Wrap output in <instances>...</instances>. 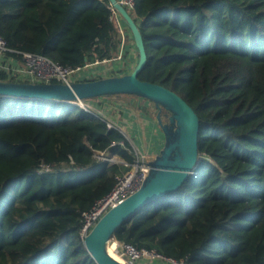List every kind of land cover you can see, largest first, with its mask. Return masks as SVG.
I'll use <instances>...</instances> for the list:
<instances>
[{"label":"trees","instance_id":"16d2710c","mask_svg":"<svg viewBox=\"0 0 264 264\" xmlns=\"http://www.w3.org/2000/svg\"><path fill=\"white\" fill-rule=\"evenodd\" d=\"M133 1L147 56L137 77L191 106L201 158L177 191L141 208L112 240L185 264H264V0ZM109 5L0 0V38L15 57L72 68L112 60L121 36ZM0 80L15 81L3 71ZM121 97L135 98H110ZM40 130L43 153L33 141ZM101 154L135 160L120 129L78 104L0 96V264H96L79 234L82 213L127 170Z\"/></svg>","mask_w":264,"mask_h":264},{"label":"water","instance_id":"95a60500","mask_svg":"<svg viewBox=\"0 0 264 264\" xmlns=\"http://www.w3.org/2000/svg\"><path fill=\"white\" fill-rule=\"evenodd\" d=\"M108 1L129 29L137 49L138 61L131 72L70 84L0 80V96L74 103L127 95L146 99L154 105L164 144L159 153L147 162L149 171L146 179L139 190L108 210L83 238L84 246L96 264H124L108 253L114 232L144 206L177 191L194 172L201 158L198 153L199 118L177 93L138 79V73L147 60L142 35L119 0ZM163 110L166 112L164 117L161 115Z\"/></svg>","mask_w":264,"mask_h":264},{"label":"built area","instance_id":"2783aa9c","mask_svg":"<svg viewBox=\"0 0 264 264\" xmlns=\"http://www.w3.org/2000/svg\"><path fill=\"white\" fill-rule=\"evenodd\" d=\"M119 4H121L128 12L134 8L133 0H119ZM109 9L111 12L109 19L115 30L121 36L119 53L114 59L95 61L94 63L86 64L82 67L72 68L53 62L40 55L30 53H20L19 57L9 55L10 50L6 47L5 42L0 38V71L5 72L8 79H14L18 82H56L70 84L81 81V78L83 77L95 75L93 73L97 71L95 70V67L98 65H102L103 69L108 66L113 69L114 65H111V61L116 63L115 71L127 68V64L128 67H130V57H126L124 60L123 54L127 45H131V39L126 32L125 24L120 15L111 5H109ZM133 51H135V47ZM95 100H92L91 102L88 100L90 103L88 101L85 102V100L74 103L78 104L85 111L93 113L98 118L104 120L107 124V128L116 127L120 129V127L114 123L113 120L103 113L105 109L102 105L97 106L93 103ZM133 149L135 153V160L130 164L119 161L115 157L106 158L102 154L97 155L98 158H102L110 162H120L127 167V170L121 175L116 176L115 184L106 196L95 202L90 210L82 213V226L79 231L82 239L94 228L97 222L108 210L117 206L128 196L139 190L146 179L149 171L147 162L153 158L147 154H143L134 146ZM115 247L117 255L124 264H139L140 262H144V264H153L156 261H161L164 264H185L184 260H176L165 257L154 249H136L130 244H119L117 242L115 243Z\"/></svg>","mask_w":264,"mask_h":264},{"label":"rangeland","instance_id":"374dc122","mask_svg":"<svg viewBox=\"0 0 264 264\" xmlns=\"http://www.w3.org/2000/svg\"><path fill=\"white\" fill-rule=\"evenodd\" d=\"M129 37L131 39L130 40L131 45H127V51L129 53V56L130 55L133 56V62L134 63L130 67H128V64H127V68L130 69V71H131L132 69H134V67L137 64L138 56H137V53L133 54V52H135V51H133L134 50V44L132 42H134V41H133L132 35H129ZM135 49H136V47H135ZM95 70H97L99 72L96 71L95 73H93L95 75L83 77V78H81L82 79L81 81H87V80L90 81V80H95V79H99V78L109 77L110 74H112L115 71L110 66H108L104 69L103 68H100V69L96 68ZM92 100H95V99H91L89 101L91 102ZM85 101H88V100H85ZM116 104L123 105L127 109H129L128 115L129 116L131 115V118H133L134 120L140 119L139 113L144 115L146 113L149 114L151 112L150 115L153 117H155V114H156V110H155L154 105L146 99H141V98H136V97L135 98H128V97L109 98L108 101H106V103L104 104L107 106V109H105L103 113L106 114L107 117H109L111 120H113L114 123H116L122 131H123V128H122L123 126H121V123H122V121L124 123L128 119V117H127V119L123 118V116H122L123 111L120 110L119 108H116ZM119 122H121V123H119ZM137 123H138V125H140L139 121ZM127 124L129 126H131L130 121H127ZM45 139H46V134L43 130L38 131L37 134L34 136V139H33L34 144L37 146L39 152H41V153L44 152ZM113 242L116 243L115 241H113ZM114 243L109 244V252L111 253V255L114 258L121 261L120 257L116 253V247H115ZM139 264H144V262H140ZM153 264H164V263L161 261H156Z\"/></svg>","mask_w":264,"mask_h":264},{"label":"crops","instance_id":"0c3cea01","mask_svg":"<svg viewBox=\"0 0 264 264\" xmlns=\"http://www.w3.org/2000/svg\"><path fill=\"white\" fill-rule=\"evenodd\" d=\"M134 53L136 52H133V54ZM129 57L131 61L130 63L132 65L134 63L133 56L130 55ZM95 68H102V65H98ZM106 101H108V99H98L93 101V103L97 106L102 105L104 109H107V106L104 105ZM116 108H119L123 111L122 116L124 119H127L128 117L126 121L124 120V123L123 121L122 123H119H121V126H123L122 128L124 132L122 130L121 131L130 140L132 146L137 148L143 154H147L151 158H154L159 153L164 144V137L157 124L156 118L151 116L150 113H146L144 115L139 113L140 119L134 120L131 118V115H128L129 109H127L125 106L116 104ZM127 121L131 122V126L127 124ZM138 121L140 125H138Z\"/></svg>","mask_w":264,"mask_h":264},{"label":"bare ground","instance_id":"6f19581e","mask_svg":"<svg viewBox=\"0 0 264 264\" xmlns=\"http://www.w3.org/2000/svg\"><path fill=\"white\" fill-rule=\"evenodd\" d=\"M109 247V246H108ZM108 253H109V255L111 256V257H113L112 255H111V253L109 252V248H108ZM114 258V257H113ZM114 259H116V258H114ZM117 260V259H116ZM119 261V260H118ZM121 262V261H120Z\"/></svg>","mask_w":264,"mask_h":264},{"label":"flooded vegetation","instance_id":"af4514ba","mask_svg":"<svg viewBox=\"0 0 264 264\" xmlns=\"http://www.w3.org/2000/svg\"><path fill=\"white\" fill-rule=\"evenodd\" d=\"M162 113V112H161ZM162 115V114H161ZM164 116L166 115V114H163Z\"/></svg>","mask_w":264,"mask_h":264}]
</instances>
